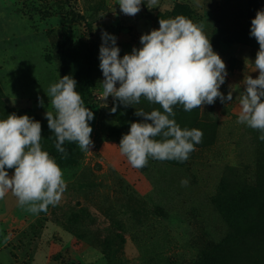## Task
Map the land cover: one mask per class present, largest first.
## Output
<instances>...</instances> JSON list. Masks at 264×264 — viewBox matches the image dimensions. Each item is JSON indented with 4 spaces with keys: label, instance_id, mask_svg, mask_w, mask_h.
I'll list each match as a JSON object with an SVG mask.
<instances>
[{
    "label": "rangeland",
    "instance_id": "374dc122",
    "mask_svg": "<svg viewBox=\"0 0 264 264\" xmlns=\"http://www.w3.org/2000/svg\"><path fill=\"white\" fill-rule=\"evenodd\" d=\"M258 10L264 0H159L152 9L144 0L135 16L117 0H0V119L39 121L42 150L67 185L61 201L38 215L11 192L0 200V264H264V141L237 123L244 77L259 75V44L250 35ZM180 15L203 24L226 64L220 91H232L233 100L191 112L173 106L170 118L201 130L202 142L185 162L149 157L135 169L120 140L132 122H143L136 111L163 109L141 97L127 107L116 101L111 112L113 97L102 99L101 33L117 38L122 58L160 19ZM65 75L94 113L90 152L66 141V158L45 116L54 112L46 93Z\"/></svg>",
    "mask_w": 264,
    "mask_h": 264
},
{
    "label": "clouds",
    "instance_id": "9594fccd",
    "mask_svg": "<svg viewBox=\"0 0 264 264\" xmlns=\"http://www.w3.org/2000/svg\"><path fill=\"white\" fill-rule=\"evenodd\" d=\"M159 0H147L152 9ZM120 11L135 16L144 0H117ZM203 24L185 16L160 19L159 28L140 37L139 49L120 57L117 38L102 31L99 48L100 69L103 74L102 99L113 97L111 112L120 105L138 104L141 97L158 104L163 111H136L143 122H132L128 134L122 136L119 149L135 169L147 166L149 157L159 161L185 162L195 145L202 142L199 129H182L174 118L173 106L179 104L191 112L212 105L217 99L233 100L220 91L227 76L226 64L213 51ZM250 35L259 44L254 62L257 78L244 77V90L239 96L240 112L237 123L258 130L264 141V10H258L251 21ZM119 85V87H117ZM77 81L65 75L50 85L47 96L53 111H46L48 127L55 134V148L66 158L65 142L77 143L82 151L90 152L94 113L85 106ZM43 106V100L40 99ZM106 106V104H105ZM150 121V122H149ZM42 126L28 115L9 114L0 119V200L11 192L20 207L32 214L47 212L57 205L66 190L63 172L56 160L42 150ZM161 137L160 140L155 139ZM8 169H14L10 176ZM187 179L181 180L187 186Z\"/></svg>",
    "mask_w": 264,
    "mask_h": 264
},
{
    "label": "trees",
    "instance_id": "16d2710c",
    "mask_svg": "<svg viewBox=\"0 0 264 264\" xmlns=\"http://www.w3.org/2000/svg\"><path fill=\"white\" fill-rule=\"evenodd\" d=\"M120 239H121V236H120ZM123 240V239H122ZM217 252V248L214 250V253H216ZM172 263V262H171ZM172 264H176V263H172Z\"/></svg>",
    "mask_w": 264,
    "mask_h": 264
}]
</instances>
